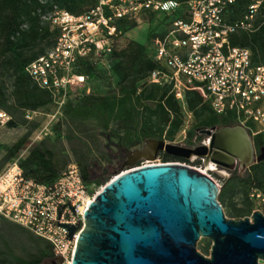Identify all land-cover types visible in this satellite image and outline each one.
Wrapping results in <instances>:
<instances>
[{"label":"trees","instance_id":"1","mask_svg":"<svg viewBox=\"0 0 264 264\" xmlns=\"http://www.w3.org/2000/svg\"><path fill=\"white\" fill-rule=\"evenodd\" d=\"M177 1L181 8L171 16L152 12L144 15L149 20L162 15V21L168 27L166 33L150 35L148 42L142 44L127 37L136 28L137 21L120 20L106 65L93 56L78 61L76 72L87 77L91 92L84 89L72 94L64 106L63 121L70 122L66 136L68 153L59 147L62 142L50 138L42 141L20 161L27 178L51 185L74 163L86 185L105 186L104 181L93 179V168L98 165L95 152L101 147L97 131L114 134L119 165H122L127 151L141 148L149 140L174 142L184 127L183 105L194 116V125L187 132L189 142L203 130L238 125L229 116L217 115L197 91H188L183 103L170 87L148 81L152 72L163 68L155 60L152 40L164 37L175 20H191L190 0ZM254 1L237 0L226 9L225 21L229 24L240 22ZM97 4L98 0H0V108L12 116L7 127L31 124L23 138L6 148L1 166L16 159L27 148L33 132L39 127L38 123L27 121L25 113L55 110L52 93L40 88L26 72L33 61L54 47L59 37V31L44 23L42 16L54 7L81 16L95 9ZM229 40L233 47L250 50L254 65L264 66V25L254 32L239 31ZM63 121L58 123V130H61ZM252 139L256 153L264 157V134ZM159 160L162 163H189L166 153L160 154ZM231 174L230 178L223 180L219 201L223 207L229 202L233 218L251 217L256 202L264 203V158L243 174L239 170ZM237 195L242 199L240 207L235 202ZM4 221L10 223L0 216V226ZM23 231L27 233L28 248L24 255L16 256L5 244L3 249L0 248V264H53L55 256L51 244L24 228Z\"/></svg>","mask_w":264,"mask_h":264},{"label":"built area","instance_id":"2","mask_svg":"<svg viewBox=\"0 0 264 264\" xmlns=\"http://www.w3.org/2000/svg\"><path fill=\"white\" fill-rule=\"evenodd\" d=\"M236 1L190 0L191 20H175L164 37L152 40L155 60L163 68L152 72L148 81L170 87L183 103L188 91L199 92L217 115L233 118L253 138L264 134V66L254 65L251 51L233 47L229 39L264 25V0H255L240 22L229 24L224 13ZM180 8L177 0H98L95 9L74 16L54 7L42 20L59 31L56 44L26 72L52 93L55 114L63 116L72 94L91 92L87 77L76 72L78 61L93 56L106 65L120 20L138 21L149 12L171 16ZM41 115L42 111H27L25 119L35 121ZM11 121L0 108V129ZM150 164L142 161L138 168ZM208 171L213 170L203 172ZM99 192L86 185L74 163L56 182L45 185L27 178L20 160L14 159L0 172V216L49 242L58 264H72L84 214ZM71 227L79 228L73 238Z\"/></svg>","mask_w":264,"mask_h":264},{"label":"water","instance_id":"3","mask_svg":"<svg viewBox=\"0 0 264 264\" xmlns=\"http://www.w3.org/2000/svg\"><path fill=\"white\" fill-rule=\"evenodd\" d=\"M201 134L206 144L194 148L154 139L126 152L121 174L84 214L72 264H264L262 212L228 219L219 201L222 187L208 174L185 163H156L166 153L243 174L262 160L242 126ZM142 161L152 164L138 168ZM78 230L69 228L70 238ZM203 238L212 242L210 257L197 249Z\"/></svg>","mask_w":264,"mask_h":264},{"label":"rangeland","instance_id":"4","mask_svg":"<svg viewBox=\"0 0 264 264\" xmlns=\"http://www.w3.org/2000/svg\"><path fill=\"white\" fill-rule=\"evenodd\" d=\"M163 16L157 15L153 20H149L147 17H141L137 21V26L134 30L128 33L127 37L129 39H134L142 44H146L148 42V36L156 35V34H164L166 33L168 27L166 23L162 21ZM104 82H102V85ZM106 85V84H105ZM8 88L11 91L10 82H8ZM183 110L185 113L184 118V127L182 131L178 134L174 142H168L173 145H179L184 147L194 148L202 145L203 142L207 140L206 135H202L200 137L195 136L192 141H188L187 132L194 125V116L190 113L186 107L183 105ZM15 119L18 120L17 117ZM63 121V116L55 114L54 111H48L46 113L43 112V115L38 117L34 122L39 124V127L33 132L29 144L27 148L20 152V154L16 157L22 161L25 159L29 152L37 146L39 143L46 139H51L52 141H56L61 143L60 148H64L66 153H68L69 146L66 142V136L69 129L70 122L63 121L64 124L61 130L57 129V125L59 122ZM31 124L21 125L19 124L15 128L3 127L0 129V172L4 171L7 166L12 162L9 161L5 165L1 166V162L6 155V148L13 146L16 142H18L24 135L28 132ZM115 127V125L113 126ZM101 147L100 151H96L95 155L97 157L98 165L93 168V179L94 180H102L106 184L110 183L115 177L121 174L123 170L124 164L126 162V157L123 159L124 163L119 165L120 157L117 151V139L111 131H97ZM60 145V144H59ZM105 156L104 158L102 156ZM258 157V156H257ZM159 159V158H158ZM72 164V163H71ZM188 165L195 167L197 169H201L202 172L207 169L205 167V163L201 159L193 158L190 160ZM209 168V167H208ZM205 173V172H204ZM118 174V175H116ZM208 174L220 187L223 186V180L231 177V173L226 172L222 169L217 168L213 171H208ZM96 192L101 191V188L96 185L92 186ZM235 202L240 207L242 205V199L240 195H237L235 198ZM260 211L264 214V203L256 202L255 211ZM224 213L228 219H235L231 214V207L229 202L227 201L224 206ZM13 224V223H12ZM11 222H2L0 226V248L3 249V245L7 244L13 254L16 256L24 255L27 248V233L23 231V228L18 225H12ZM209 247V252H206V248ZM212 248V242L208 239H201L198 242L197 249L200 253H202L206 257H210V252ZM50 264V263H44Z\"/></svg>","mask_w":264,"mask_h":264},{"label":"flooded vegetation","instance_id":"5","mask_svg":"<svg viewBox=\"0 0 264 264\" xmlns=\"http://www.w3.org/2000/svg\"><path fill=\"white\" fill-rule=\"evenodd\" d=\"M203 134H199L198 135V137H200V136H202ZM203 144V143H202ZM256 156H258V157H261L262 159L264 158L263 156H259L257 153H256ZM190 162V161H189ZM237 170H239V168H236V170L235 171H237ZM240 171V170H239ZM241 173V172H240ZM54 264V263H53ZM58 264V263H57Z\"/></svg>","mask_w":264,"mask_h":264},{"label":"bare ground","instance_id":"6","mask_svg":"<svg viewBox=\"0 0 264 264\" xmlns=\"http://www.w3.org/2000/svg\"><path fill=\"white\" fill-rule=\"evenodd\" d=\"M211 170H216L214 165H210L209 167Z\"/></svg>","mask_w":264,"mask_h":264}]
</instances>
